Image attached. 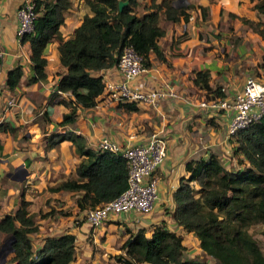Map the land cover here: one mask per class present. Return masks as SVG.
Masks as SVG:
<instances>
[{"label": "crops", "instance_id": "0c3cea01", "mask_svg": "<svg viewBox=\"0 0 264 264\" xmlns=\"http://www.w3.org/2000/svg\"><path fill=\"white\" fill-rule=\"evenodd\" d=\"M138 1L136 11L141 15L146 11L143 6L149 0ZM256 1L173 0L172 3L177 6L187 3L190 5L185 9L187 20L180 18L165 22L163 13H159V24L164 32L158 37L157 44L164 60L149 53V67L134 82H140L143 88L170 89L175 92V96L164 97L153 106L138 104L135 105V110H126L120 103L109 100L101 93L95 98V105L76 107L71 130L82 135L89 147H95L97 137L101 134L126 145L142 142L150 131L160 130L166 140L165 158L153 171L157 199L152 210L149 213L109 214L102 229L105 241L107 239L121 243L129 231L137 229H142L145 236H150L155 225H162L179 234L185 248V243H191L193 250L188 256L205 255L194 234L185 231L173 220L172 192L177 187L179 178L187 176L184 169L186 160L205 155L211 148H221L224 153L228 152L230 146L233 150V143L224 134L227 117L221 113L218 116L219 123L215 122L217 117L208 120L203 109L196 106L204 93L192 83L191 74L196 70L206 69L209 85L221 86L225 97H231L240 89L245 76L250 73L264 83L263 69L260 66L264 57V40L240 19L264 21V15L253 8ZM20 2L21 0H0V44L3 51L0 62V122H7L14 128L12 132L0 131V218L17 207L21 187H24V199L29 202V213L44 212L49 207L64 210L61 216L35 217L37 230L31 233V246L36 249L45 236L70 232L74 234L76 241L84 238L90 227L85 221L78 225L72 222L73 214L78 209L75 199L81 191H50L46 187L62 179L84 180L74 172V166L81 156L75 153L68 140L56 143L43 153L42 138L52 131H63V127L57 126L55 122L60 120L62 113L68 111L65 104L72 96L68 92L58 91L48 99V94L54 90L58 74L64 71L57 57L55 40L49 41L42 51L45 58V78L38 82H28L33 75L29 60L30 48L27 42L20 43L15 35L14 13ZM68 4L62 12L63 23L58 28L62 39L71 36L83 14L91 15L83 0H68ZM198 5L206 8L205 19L200 16ZM229 12L237 17H228ZM231 37L237 39L234 46ZM16 65L21 66V75L17 85L8 89L5 83L6 73ZM90 73L101 75L104 81H114L120 77L114 66ZM11 97L16 99V105L5 106L4 102ZM36 106L40 107V113L49 107L50 119L42 123L43 131L38 125L41 122L40 115L35 119L33 114ZM19 109H23L22 114ZM219 129L222 131L219 132ZM21 166L25 168L26 175L20 181L12 180L11 174ZM4 236L6 234L0 232V241ZM105 245L108 243L105 242ZM196 253L199 255L196 256Z\"/></svg>", "mask_w": 264, "mask_h": 264}, {"label": "trees", "instance_id": "16d2710c", "mask_svg": "<svg viewBox=\"0 0 264 264\" xmlns=\"http://www.w3.org/2000/svg\"><path fill=\"white\" fill-rule=\"evenodd\" d=\"M36 12L33 31L22 35L19 42H27L30 48V63L33 75L28 82L45 78V58L42 51L49 41L55 40L59 63L64 71L58 74L54 90L48 99L60 92H68L72 98L66 102L68 111L61 114L56 125L62 132L52 131L42 138L43 153L56 143L68 140L81 159L74 172L82 181L62 179L47 185L50 191H81L76 197L78 210L92 207L115 197L126 184V168L123 158L117 154L86 145L82 135L71 130L76 117V107L95 105L96 97L103 91L101 75L96 71L115 65L123 45L131 44L143 57V65L149 67V53L164 60L157 39L163 35L159 13L165 22L187 20L185 11L190 5H174L173 0H149L139 15L138 0H126L121 10L118 0H83L91 15L83 14L72 34L62 39L58 30L63 23V10L68 0H33ZM193 5L191 4V7ZM202 19L207 17L204 6H197ZM253 8L264 15V0H257ZM228 17H237L228 13ZM241 22L264 40V21L240 18ZM237 39H234L236 43ZM260 66L264 75V57ZM21 75V66L16 65L6 73L5 83L13 89ZM206 69L191 74L192 83L203 91L205 99L225 97L221 86H211ZM126 110H135L133 103H121ZM49 110L41 111L38 123L48 121ZM209 120V119H208ZM211 124V122H210ZM13 126L0 122V131L12 132ZM227 139L233 143L234 154L240 155L245 164L241 168H225L217 148L205 155L191 157L184 163L186 177H180L172 192L175 223L191 232L198 240L202 257H186L181 236L162 225H155L150 236L142 229L130 232L119 245L123 254L113 256L121 264H264V254L250 239L248 227L252 223L264 225V115L259 121L235 131ZM193 184L196 185L193 186ZM24 187L19 189L17 207L0 218V232L12 235V264H69L73 259L75 236L65 232L58 236H45L41 245L33 249L31 233L37 230L34 214L27 211L28 200L24 199ZM63 213L50 208L38 212L39 217L51 213ZM209 258V259H207Z\"/></svg>", "mask_w": 264, "mask_h": 264}, {"label": "built area", "instance_id": "2783aa9c", "mask_svg": "<svg viewBox=\"0 0 264 264\" xmlns=\"http://www.w3.org/2000/svg\"><path fill=\"white\" fill-rule=\"evenodd\" d=\"M35 15L34 1L21 0L14 13L17 40L22 35L33 31ZM2 57L3 51L0 44V62ZM114 67L120 77L114 81L103 80L102 91L111 101L120 104L153 106L164 97L175 96V92L170 89L143 88L140 82H134L148 67L143 65V57L133 49L131 44L122 46ZM4 103L7 107H14L16 99L8 98ZM196 106L203 109L207 119L217 117L215 121L217 123H219L218 116L221 113L227 117L224 128L227 139L235 131L259 121L264 115V83L250 73L245 76L240 89L235 91L231 97L211 99L202 97L196 102ZM22 110L19 109V113L22 114ZM165 141L160 130L150 131L142 142L126 145L119 144L106 134L97 137L95 148L117 153L123 158L126 168V184L112 199L80 210L84 221L90 228L100 226L111 213H149L152 210L157 199V185L153 171L165 158Z\"/></svg>", "mask_w": 264, "mask_h": 264}, {"label": "rangeland", "instance_id": "374dc122", "mask_svg": "<svg viewBox=\"0 0 264 264\" xmlns=\"http://www.w3.org/2000/svg\"><path fill=\"white\" fill-rule=\"evenodd\" d=\"M218 25V24H217ZM234 39L231 37V42L233 43ZM233 45V44H232ZM228 57V55L226 56ZM49 110V107H47ZM40 107L36 106L34 107V117L35 119H38V116L40 115L39 112ZM34 120V119H33ZM210 123V122H208ZM218 128V127H217ZM222 129H219V132H221ZM228 140V139H227ZM226 144L228 142L226 141ZM219 154L222 153V155H219L220 161L224 165L225 168H241L245 164V162L242 160L240 155L234 154L232 152V147L227 150L228 152L223 151L221 148H217ZM193 186H196L193 184ZM29 204V203H28ZM45 205H47V202H45ZM52 207H49V209ZM47 209V210H49ZM55 209V208H52ZM46 210V211H47ZM55 210H60L61 212L64 211L62 209H55ZM45 212V211H44ZM38 213V212H37ZM37 213H34V219L35 217L37 218ZM33 214V213H32ZM62 213H51L49 216H61ZM65 215V214H64ZM68 221V219H67ZM81 221H84V218L80 212V210L77 209L76 213L73 214V219L72 222L75 225H78ZM35 222V220H34ZM104 221L100 226H97L95 228H88V231L84 238H78L76 241H74L75 244V249H74V254H73V259H72V264H119L120 262L117 261L113 256L116 254H123L122 250L119 249V245L121 243H116L112 242L106 239L105 241V236L102 231L104 228ZM63 223V222H61ZM65 224V223H63ZM248 234L250 236V239L254 241L262 253L264 254V225L257 222V223H252L248 227ZM8 236H4L1 238L0 244L7 238ZM105 242L108 243V245H105ZM185 243V242H184ZM186 244V251L184 252V255L186 257H191L188 256V253H191L193 250L191 243L188 241ZM7 249V246L5 245L4 248L2 249L0 253V259H1V254ZM11 252H8L5 255V259L2 264H12L8 258L10 257ZM199 254L196 253V256ZM204 256V255H203ZM199 257V256H198ZM202 257V256H201ZM209 259V258H207ZM1 264V263H0Z\"/></svg>", "mask_w": 264, "mask_h": 264}, {"label": "water", "instance_id": "95a60500", "mask_svg": "<svg viewBox=\"0 0 264 264\" xmlns=\"http://www.w3.org/2000/svg\"><path fill=\"white\" fill-rule=\"evenodd\" d=\"M126 0H118L117 1V9L118 10H121L122 6L126 4ZM26 175V170L23 166H21V168L15 172H13L10 176V178L12 180H16V181H20L24 178V176ZM13 240V236L12 235H9L0 245V253L2 251V249L4 248V246L6 245L7 246V249L2 252L1 254V259H0V263L2 264L4 259H5V255L8 253V252H11L12 250V247H11V241Z\"/></svg>", "mask_w": 264, "mask_h": 264}]
</instances>
